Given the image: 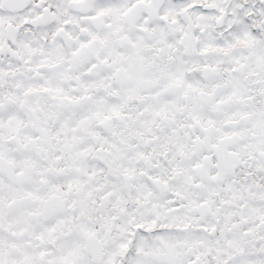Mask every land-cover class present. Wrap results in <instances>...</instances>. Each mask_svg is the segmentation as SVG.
<instances>
[{
    "label": "snow or ice",
    "instance_id": "snow-or-ice-1",
    "mask_svg": "<svg viewBox=\"0 0 264 264\" xmlns=\"http://www.w3.org/2000/svg\"><path fill=\"white\" fill-rule=\"evenodd\" d=\"M0 264H264V0H0Z\"/></svg>",
    "mask_w": 264,
    "mask_h": 264
}]
</instances>
